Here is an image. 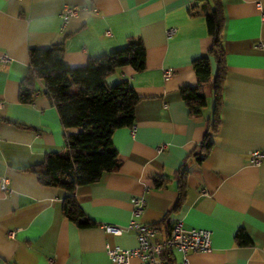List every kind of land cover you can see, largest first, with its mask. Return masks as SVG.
<instances>
[{
	"label": "crops",
	"instance_id": "1",
	"mask_svg": "<svg viewBox=\"0 0 264 264\" xmlns=\"http://www.w3.org/2000/svg\"><path fill=\"white\" fill-rule=\"evenodd\" d=\"M221 3L225 78L213 130L212 56L211 77L202 84L206 106L191 113L180 95L198 85L193 61L211 48L203 1L0 0V264H115L106 249L135 248L137 236L113 235L103 225L126 226L134 197L145 200L140 220L158 228L156 240L176 221L211 232V251L188 252V264H264V159L256 163L249 156L264 152V0ZM65 6L77 14L63 24ZM137 38L145 68L119 69L106 78L108 86L129 81L139 97L135 121L112 135L119 170L75 190L94 223L80 228L63 215L67 193L41 185L28 170L79 131L62 127L40 80L34 101H19L29 50L62 45L64 61L75 67ZM166 69L173 70L168 78ZM206 136L213 142L208 153ZM2 177L10 191L1 189ZM239 232L246 244L238 242ZM172 255L180 264L182 254ZM130 264L143 262L132 258Z\"/></svg>",
	"mask_w": 264,
	"mask_h": 264
},
{
	"label": "trees",
	"instance_id": "2",
	"mask_svg": "<svg viewBox=\"0 0 264 264\" xmlns=\"http://www.w3.org/2000/svg\"><path fill=\"white\" fill-rule=\"evenodd\" d=\"M205 9L211 48L206 56L193 61V70L198 79L196 87L181 89V98L191 113L205 107L207 99L202 84L211 77L210 57L217 64V74L211 89L216 106L213 130L218 124L222 83L225 78L222 32L225 15L221 0H201ZM62 45L29 50L30 71L20 84L19 101L31 104L38 92L36 82L40 80L44 93L55 106L64 129H79L66 136L63 150L47 154L39 164L28 168L43 186L57 187L67 196L63 201V215L80 228L94 223L81 210L75 190L98 182L106 173L117 172L121 161L113 146L112 135L122 127H131L135 121V109L139 97L128 80L108 86L106 78L115 71L130 68L134 72L145 68V47L141 39L129 40L126 47L107 55L94 57L81 66L72 67L64 61ZM213 142L206 136L203 150L208 153ZM162 184L156 181L155 186ZM180 196L185 193L184 182L180 184ZM171 229V228H170ZM170 232V230H169ZM169 232L167 234H169ZM240 244H246L243 233L237 234ZM165 258L174 264L171 254Z\"/></svg>",
	"mask_w": 264,
	"mask_h": 264
},
{
	"label": "built area",
	"instance_id": "3",
	"mask_svg": "<svg viewBox=\"0 0 264 264\" xmlns=\"http://www.w3.org/2000/svg\"><path fill=\"white\" fill-rule=\"evenodd\" d=\"M259 7V4H257ZM77 14L75 7L65 6L60 14L62 23L65 24L69 18ZM264 17V15H263ZM6 61V56L2 57ZM172 69L164 70V77L168 78L172 75ZM134 130V127H132ZM249 156L253 162L259 163L264 159V152L250 151ZM1 189L10 191L8 178H1ZM132 218L126 226H117L111 224L103 225L106 232L113 235H121L125 231H134L137 236V246L130 249H122L120 247H108L106 254L109 260L115 264H130L132 258L140 259L143 264H170L165 258L166 254L178 251L182 254L180 264H188V252H210L211 251V232L205 229L186 228L181 221H176L169 234L163 239L156 240L158 228L141 222L145 210V200L140 197L131 199ZM10 236L13 232L9 233Z\"/></svg>",
	"mask_w": 264,
	"mask_h": 264
}]
</instances>
